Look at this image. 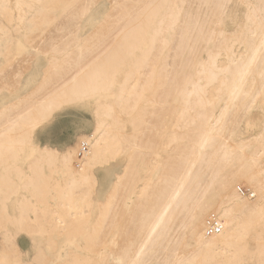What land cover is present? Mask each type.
Returning a JSON list of instances; mask_svg holds the SVG:
<instances>
[{"label": "bare ground", "instance_id": "obj_1", "mask_svg": "<svg viewBox=\"0 0 264 264\" xmlns=\"http://www.w3.org/2000/svg\"><path fill=\"white\" fill-rule=\"evenodd\" d=\"M262 37L264 0H0V264H264Z\"/></svg>", "mask_w": 264, "mask_h": 264}, {"label": "rangeland", "instance_id": "obj_2", "mask_svg": "<svg viewBox=\"0 0 264 264\" xmlns=\"http://www.w3.org/2000/svg\"><path fill=\"white\" fill-rule=\"evenodd\" d=\"M57 31H53V34H50V38L54 39V42L56 40L58 45V40L60 41L59 45L64 43L66 40L62 39L60 36L57 35L61 32L56 33ZM47 34V35H49ZM64 35L63 33H61ZM57 35V37H56ZM55 36V37H54ZM49 37V36H48ZM57 38V39H56ZM68 39V38H67ZM62 40H65L62 42ZM58 45V46H59ZM51 56V55H49ZM48 56V57H49ZM30 66H27V64L24 65V71L30 70L33 72V61H29L28 63ZM8 71H11V69H8ZM23 71V73H24ZM25 72L23 75L24 79L29 76L31 73ZM27 73V74H26ZM26 75V76H25ZM72 105V104H71ZM71 105H65L61 108V110H58L50 122L45 124L41 129L37 132V141L41 145H49L54 148L63 149L64 147L73 144L77 140L78 134L85 132L90 133L93 130V127L95 125V117L93 114L94 105L92 103H80V104H73ZM75 105V106H74ZM83 150L79 153V158H82L84 156V153L87 149L86 146H83ZM83 152V153H82ZM62 171L55 173L52 178L54 181H61L62 179ZM110 190L109 186H103L97 188V194L94 196L95 201H100L106 193H108ZM241 193L248 195V188L246 183H243L240 187ZM96 193V192H95ZM20 242H23V245L29 244L27 238L25 236L21 237L19 240Z\"/></svg>", "mask_w": 264, "mask_h": 264}, {"label": "snow or ice", "instance_id": "obj_3", "mask_svg": "<svg viewBox=\"0 0 264 264\" xmlns=\"http://www.w3.org/2000/svg\"><path fill=\"white\" fill-rule=\"evenodd\" d=\"M258 55L261 58L262 75H264V37H262L261 39L259 48L256 50V52L252 54V56L248 59V61L237 67L236 87L234 88V91H233L234 95L236 92L240 90V85L243 84L245 78L248 77L252 73L253 65L256 64Z\"/></svg>", "mask_w": 264, "mask_h": 264}, {"label": "built area", "instance_id": "obj_4", "mask_svg": "<svg viewBox=\"0 0 264 264\" xmlns=\"http://www.w3.org/2000/svg\"><path fill=\"white\" fill-rule=\"evenodd\" d=\"M220 230L219 224L216 221H210L209 226H208V234L212 235L215 233H218Z\"/></svg>", "mask_w": 264, "mask_h": 264}]
</instances>
